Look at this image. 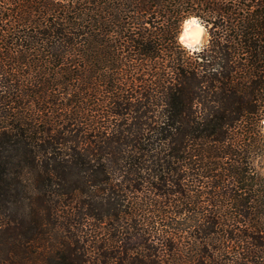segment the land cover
<instances>
[{"label": "trees", "instance_id": "1", "mask_svg": "<svg viewBox=\"0 0 264 264\" xmlns=\"http://www.w3.org/2000/svg\"><path fill=\"white\" fill-rule=\"evenodd\" d=\"M263 122L264 0H0V264H264Z\"/></svg>", "mask_w": 264, "mask_h": 264}, {"label": "clouds", "instance_id": "2", "mask_svg": "<svg viewBox=\"0 0 264 264\" xmlns=\"http://www.w3.org/2000/svg\"><path fill=\"white\" fill-rule=\"evenodd\" d=\"M207 29L200 17L186 16L179 24L176 42L188 54H197L207 44Z\"/></svg>", "mask_w": 264, "mask_h": 264}, {"label": "water", "instance_id": "3", "mask_svg": "<svg viewBox=\"0 0 264 264\" xmlns=\"http://www.w3.org/2000/svg\"><path fill=\"white\" fill-rule=\"evenodd\" d=\"M263 125H264V122H263Z\"/></svg>", "mask_w": 264, "mask_h": 264}]
</instances>
